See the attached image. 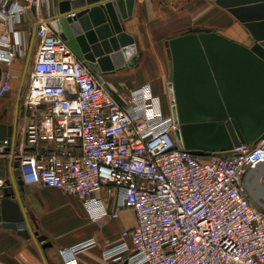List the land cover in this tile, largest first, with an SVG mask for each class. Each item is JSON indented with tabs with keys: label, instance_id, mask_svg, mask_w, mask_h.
<instances>
[{
	"label": "built area",
	"instance_id": "built-area-1",
	"mask_svg": "<svg viewBox=\"0 0 264 264\" xmlns=\"http://www.w3.org/2000/svg\"><path fill=\"white\" fill-rule=\"evenodd\" d=\"M42 1L0 0V19L13 36L0 37V97L11 90V74L2 67L21 56L13 26ZM34 36L22 141L0 140V157L15 160L24 186L75 196L92 220H114L131 209L136 226L102 252L117 264H264V210L244 185L246 173L264 163V138L234 146L227 157L178 149L176 125L150 85L122 105L47 19L38 20ZM5 185L0 178V188ZM102 191L112 198V211L95 196ZM94 246L90 239L71 248L65 264H77L76 252Z\"/></svg>",
	"mask_w": 264,
	"mask_h": 264
},
{
	"label": "water",
	"instance_id": "water-1",
	"mask_svg": "<svg viewBox=\"0 0 264 264\" xmlns=\"http://www.w3.org/2000/svg\"><path fill=\"white\" fill-rule=\"evenodd\" d=\"M212 1L242 24L252 42L242 44L216 32L171 39L166 87L177 148L198 157H227L235 154L234 146L264 138V0ZM134 5L135 0H64L47 20L79 60L107 75L128 66L135 39L125 23ZM28 66L29 59L24 71ZM24 80L23 73L16 111ZM16 128L17 122L0 123V140L13 143ZM263 167L258 164L246 176L249 196L248 179L259 185ZM0 225L32 239L42 258L52 246L30 226L16 194L0 200Z\"/></svg>",
	"mask_w": 264,
	"mask_h": 264
},
{
	"label": "crops",
	"instance_id": "crops-1",
	"mask_svg": "<svg viewBox=\"0 0 264 264\" xmlns=\"http://www.w3.org/2000/svg\"><path fill=\"white\" fill-rule=\"evenodd\" d=\"M12 1L24 3V0ZM60 1L64 0L42 1L37 10L31 7L21 16V22L13 26V29L19 32L21 56L10 66L2 67L11 74V90L0 97V123L13 126L17 122L16 141H22L23 129L29 118L26 111L19 112V106L16 111V103L17 89L26 62L29 59L28 67L31 68L35 60L38 47V39L34 36L35 27L39 19H48L56 15ZM199 25L205 27L204 32H216L242 44H246L250 38L242 24L212 0H135L132 17L125 23L126 32L135 39L134 48L127 57L128 66L103 76L112 84L122 86L120 90L124 92L131 89L139 91L143 85H151L153 94L161 96L162 113L168 115V109L162 99L165 76L162 58L164 59L166 53L163 38L167 34L166 30L180 28L190 30ZM5 34L11 41L13 40L10 25L0 19V37ZM181 35L182 33L178 32L171 37ZM139 50L142 51L140 52L142 56ZM168 62L165 87L169 78ZM28 82L29 77L27 84ZM113 95L122 105L127 104L129 98ZM16 145L15 150H18L20 144ZM13 148L14 144L11 146V149ZM16 168L15 160L0 157V178L6 183L0 188V200L4 195L16 194L20 198L30 226L40 235H44L45 242H50L52 246L45 249V256L42 258L32 239L23 238L15 231L4 229L0 225V264H65V257L71 248L90 239H95L96 246L77 251L75 254L77 264H117L112 260H105L102 252L123 242L121 232L132 230L136 226V218L131 209L120 210L114 220L108 217L92 220L81 201L75 196L56 189L24 186ZM249 171L244 176V181ZM263 178L264 176L260 178V182ZM252 179L253 177L248 179L249 190ZM95 196L105 199L108 210L112 211L113 202L110 196L103 191ZM250 199L255 207L264 209V192H255L254 195H250Z\"/></svg>",
	"mask_w": 264,
	"mask_h": 264
},
{
	"label": "rangeland",
	"instance_id": "rangeland-1",
	"mask_svg": "<svg viewBox=\"0 0 264 264\" xmlns=\"http://www.w3.org/2000/svg\"><path fill=\"white\" fill-rule=\"evenodd\" d=\"M185 29L184 28H180V29H176V30H173V29H170V30H166V36L163 38L165 39V57L164 59L162 58L163 60V67H164V79H163V84H162V99H163V104L164 106L168 109V113L170 114L169 112V103H168V98H167V93H166V87H165V82L167 81V62L169 60H171V53H170V48H169V41L173 38H176V37H171L172 35H174L175 33H182V35H187V34H197V33H201V32H204L206 31L205 27L203 26H197L195 28H192V29ZM181 35V36H182ZM179 37V36H177ZM252 42V40L249 38L246 42V44H250ZM142 51L139 50V54L142 56ZM156 58V56H155ZM30 73H31V68L28 67L25 71H24V74H25V77H26V80L24 82V85H23V89H22V94H21V99H20V104H19V112H25V109L24 107L22 106V99H23V93L27 87V79L28 77L30 76ZM103 76V75H102ZM105 76V75H104ZM102 77L103 80H105V82L107 83V87L109 89V91L112 93V94H118L122 97H124L125 99H128L130 98V96L136 92H138V90H127V91H123V90H120L122 86H118L117 84H112L111 82H109V80L106 78V77ZM144 86V85H143ZM151 87V85H150ZM16 89V88H15ZM152 89V88H151ZM18 91V89H17ZM152 92H153V89H152ZM127 94V95H126ZM155 95V94H154ZM156 97L159 98V101H160V98L161 96H157L155 95ZM27 113V112H26ZM253 184V185H252ZM251 185L252 187L250 186V192L251 194H255V192H261L262 190H264V178L262 179V182L259 183V185H256L253 181H251ZM257 194V193H256Z\"/></svg>",
	"mask_w": 264,
	"mask_h": 264
}]
</instances>
